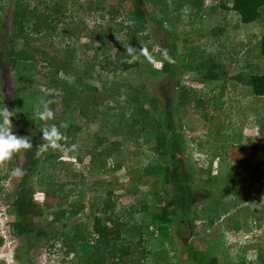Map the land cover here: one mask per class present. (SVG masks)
<instances>
[{"label":"rangeland","instance_id":"rangeland-1","mask_svg":"<svg viewBox=\"0 0 264 264\" xmlns=\"http://www.w3.org/2000/svg\"><path fill=\"white\" fill-rule=\"evenodd\" d=\"M13 1L5 0L2 10L5 31L11 22ZM194 2L150 0L147 19L143 21L142 31L147 37L143 42L139 35H130L127 28L141 25L130 2L123 3V13L118 20L109 21L107 10L98 6L116 4L117 0L67 1L66 22L54 41L59 49L66 46L75 49V67L71 74L60 73L55 78L76 84L84 98L98 88L102 98L96 120L85 123L80 119L84 128L76 139L79 147L70 154L66 146L62 147L59 152L64 161L61 159L57 167L47 165L43 175L48 180L66 183L68 189L73 188L74 195L69 199L83 198L86 208L72 222L81 221L89 227L94 215L91 206H102L108 190H113L112 199L116 203L113 216L142 226V232L132 237L136 241L142 238L141 245L148 248L145 259L148 264H192L185 245L195 241V245L205 249L221 234V242L213 251L219 264H264L259 259L261 255L264 258V95H254L251 87L243 83L251 72L264 67L257 48L264 31V11L262 20L243 23L238 12L224 8L231 4L230 0H204L203 7H196ZM109 26L115 29L109 32L105 45L100 44L103 37L91 39L90 30L103 32ZM170 31L176 35L178 48L175 76L160 69L164 54L159 46L170 45ZM129 44L136 49L139 65L127 71H110V65L118 62V57L119 62L129 58L124 46ZM142 47L146 54H142ZM191 52L195 55L191 56ZM214 57L226 65L228 75L225 79L200 82L197 71L184 70ZM106 60L111 62L109 67ZM38 70L46 72L48 68L38 64L35 72ZM3 74L0 89L4 103L11 105L12 98L19 96L18 91L21 97L25 95L21 105L33 113L39 98L51 88L43 75L38 74L36 79L40 78L41 82L37 79L36 83L18 86L17 90L13 72L6 68ZM176 79L180 87L195 89L196 99L203 100L200 105L196 101L188 106L183 117L189 141L186 158L198 171L195 184L207 186L218 194L214 200L195 207L189 228L183 230L184 241L176 236L173 223H161L152 218V211L158 210L169 198L159 174L154 135L145 134L137 140L130 137L120 118L121 113L129 116L131 106L126 104L129 91L121 89L118 93L114 86L122 81L128 87L145 84L150 95L163 102L166 95L178 94L179 89L174 85ZM54 111L52 122L62 118L66 125L77 115L65 111L59 101ZM116 125L121 128L120 132L113 129ZM95 135L98 138L106 135L110 141L118 143L115 148L118 154L109 160L106 170L93 168L91 164L90 148L97 142ZM78 156L81 161H75ZM242 158L250 164L245 172L240 163ZM116 162L122 165L118 171L112 168ZM0 169L7 170V166L0 165ZM16 177L12 170L7 178L0 179V236L4 238L0 246V264H73L72 256L66 255L60 242L52 237L37 239L30 253L31 260L28 257L23 262L15 259L16 248L26 243V239L17 237L11 228L16 219L10 210L15 198ZM229 185H234V192L223 196L221 188ZM35 189L42 204L54 201L40 194L42 186L37 183ZM144 206L148 208L145 211ZM57 209L55 205L43 217L36 218L37 225L51 232L53 226L47 220L54 217ZM210 217L213 223H209ZM236 225L239 229H235ZM92 250V241L81 246L82 254H90Z\"/></svg>","mask_w":264,"mask_h":264},{"label":"trees","instance_id":"trees-1","mask_svg":"<svg viewBox=\"0 0 264 264\" xmlns=\"http://www.w3.org/2000/svg\"><path fill=\"white\" fill-rule=\"evenodd\" d=\"M67 1L69 0H14L10 5L11 22L7 31H5L2 16L5 0H0V35L3 36V38L0 37V85L4 79L3 71L9 68L13 72V77L17 80V90L18 86L24 87L28 83H36L37 79L38 82H41L40 78L36 79L35 75L38 74H42L43 78L51 85L50 90H62L60 96H49L48 98L55 101L51 105L53 109H55V103L59 101L65 111L72 112V114L77 113L66 128H61L66 137V140L61 141V144L63 147H67L70 154L73 152L69 150L71 145L78 146L76 139L84 128L80 119H84L85 123L96 120L99 115L100 99L102 97L100 96V90L96 88L95 91L84 98L76 84H72L68 80L55 78L60 73L71 74L75 67V49L70 46L59 49L54 41L59 30H61V25L64 26L66 22ZM127 1L131 3L132 10L141 24L135 28L128 26L129 33L134 36L139 35L142 38L141 41L144 42L147 37L144 36L142 31L143 21L147 19L150 0H117L116 4L98 6V8L107 10L109 21H116L123 13V3ZM230 1L231 4H226L224 8L238 12L243 23H251L263 16L264 0ZM194 5L203 7L204 0H195ZM114 29L109 26L103 32L90 30V37L92 40L103 37L104 40L100 44L105 45L109 32ZM175 37V33L170 31V45H166V48L162 47L163 45L159 46V51L164 54L166 50L168 57L166 59L165 55L163 56L160 69L172 76L176 75L175 65L179 63ZM257 48L259 50L258 57L264 60V32ZM194 55L191 52V56ZM129 58L119 62L118 57V62H113V65H110L111 62L108 60H106V63H108V67L109 65L112 67H109L110 71L115 72L118 69L127 71L131 67L139 65L138 60L129 63ZM38 64L48 68V70L46 72L41 70L35 72ZM188 69L197 71V80L200 82L217 81L225 79L228 75L226 65L216 57L189 68H184V70ZM238 77L240 79V75ZM243 83L251 87L254 95L263 96L264 67L251 72ZM180 84L179 79H176L174 85L179 89L178 94L176 96L166 95L163 102L158 97L150 95L145 84L128 87V84L122 81L115 83L114 86L118 93L121 89L129 91L126 95V104L131 106L129 108L130 113L128 117L126 114L121 113L120 118L130 137L137 140L145 134L154 135V148L159 158V174L169 198L158 210L152 211V218L161 223H173L176 236L184 241L185 234L183 230L189 228L195 207L204 201L214 200L218 194L207 186L195 184L198 171L186 158L189 141L183 124L184 113L188 106L196 103V101L200 105L203 100L196 99L195 89L186 86L180 87ZM16 93L19 96L12 98L11 105H6L2 100L3 94L0 89V108L6 106L10 111H15V115L11 118L13 132L20 136H27L31 140L33 148L30 151L21 150L15 153L11 160L5 163L7 170L0 169V179L7 178L10 172L16 168H21L24 172V175L17 176L14 182L15 198L10 207V210L16 215V219L11 223L12 231L17 237L23 240L26 239L24 245L16 248L15 259L19 262L25 261L26 257L29 259L32 249L36 246L37 239L52 237L60 242L66 255L72 256L73 264H148L145 260L149 253L148 248L141 245L142 238L136 241L132 237L134 233L142 232V226H134L121 218L113 216V210L116 206L112 199L113 190H108L106 198L102 201V206L95 208L91 206L94 209V215L90 227L87 223L81 221L72 222L73 218L79 216L85 210V202L80 197L76 200L69 199L74 195L72 193L73 188L68 189L66 183L54 182L52 178L48 180L49 178L47 179L43 175L47 165L57 167L64 157L60 154V149L56 151L49 149L40 156H36V146L42 143L43 134L41 129L45 126V122L36 119L33 112L28 111V108H25L24 105L22 106L25 95L21 97L18 91ZM47 123L60 125L63 120L61 118L56 122L48 121ZM23 128L26 131H23ZM113 129L120 132L121 128L116 125ZM34 135L39 136L35 137ZM95 137L97 142L90 148L91 164L93 168L106 170L109 160L118 154V151L115 150L118 143L110 141L106 135L99 138L98 135H95ZM75 161H81V158L78 156ZM70 163L72 164L71 161ZM240 163H243L242 171L244 172L250 167L245 158L240 159ZM112 168L114 171H118L122 168V165L116 162ZM202 169H199V171L202 172ZM35 183L42 186V190L39 191L41 195L52 197L54 201H46L45 204H42L37 197ZM1 190L0 184V192ZM221 190L222 195L227 196L234 192V185L224 186ZM55 205L58 206V209L55 211L54 217L47 220L53 226V230L48 232L44 228H40L35 219L43 217L46 211L52 209ZM142 209L145 211L148 208L144 206ZM205 213L208 214V212ZM209 220V223L214 221L211 217ZM58 223L62 226H57ZM234 227L239 229L238 225ZM221 237H223V234L205 249L199 248L197 244L195 245V241L188 245L184 244L185 251L188 253V260L192 261V264H219L217 258L213 255V251L219 246ZM3 241L4 238L0 236V246L3 245ZM90 241L93 242L92 252L82 254V244ZM259 259L264 263L262 255L259 256Z\"/></svg>","mask_w":264,"mask_h":264},{"label":"clouds","instance_id":"clouds-1","mask_svg":"<svg viewBox=\"0 0 264 264\" xmlns=\"http://www.w3.org/2000/svg\"><path fill=\"white\" fill-rule=\"evenodd\" d=\"M125 52L131 57L129 63L138 59L135 54L136 49L132 45H124ZM142 54H146L143 47L141 48ZM165 58L167 59V51L165 50ZM151 60L150 56H147ZM62 94L60 89H51L45 96H42L38 100L34 117L40 121L45 122V126L42 127V143L36 146V156H40L42 153L47 152L49 149L56 151L63 147L61 141L66 140L65 134L61 131V128H66L68 125L61 123L48 124V121L55 120V111L51 105L55 102L54 99L48 98L49 96L58 97ZM15 115V111H10L8 107L3 106L0 108V165L10 161L13 155L21 150L30 151L33 148L31 140L27 136H20L13 132L12 117ZM77 145L73 144L70 147V151H75ZM15 175L23 176L24 172L21 168L13 170Z\"/></svg>","mask_w":264,"mask_h":264},{"label":"crops","instance_id":"crops-1","mask_svg":"<svg viewBox=\"0 0 264 264\" xmlns=\"http://www.w3.org/2000/svg\"><path fill=\"white\" fill-rule=\"evenodd\" d=\"M263 11H264V9H263ZM258 20L260 21V20H262V18H261V19H258ZM258 20H256V21H258ZM253 22H254V21H253ZM263 26H264V25H263ZM263 32H264V31H263Z\"/></svg>","mask_w":264,"mask_h":264}]
</instances>
